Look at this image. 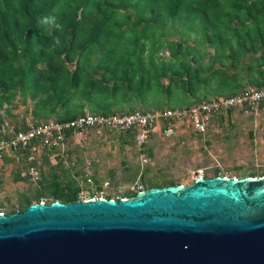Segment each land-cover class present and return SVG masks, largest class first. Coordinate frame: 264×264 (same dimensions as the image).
Here are the masks:
<instances>
[{
	"label": "trees",
	"instance_id": "trees-1",
	"mask_svg": "<svg viewBox=\"0 0 264 264\" xmlns=\"http://www.w3.org/2000/svg\"><path fill=\"white\" fill-rule=\"evenodd\" d=\"M263 85L264 0H0V124L21 104L32 121H67L87 113V105L100 114L175 109ZM237 109L215 115L198 134ZM116 133L122 143H135L134 129ZM73 134L66 132L67 145ZM72 149L42 148L34 161L36 185L22 173L31 163L29 150L21 151L15 179L30 184L4 212L44 197L47 203L83 200L78 176L85 171L66 163ZM141 150L152 154L146 144ZM219 174L216 168L213 175ZM164 175L137 167L133 181L139 177L145 188L180 184ZM94 182L101 188L97 176ZM94 196L92 189L86 198Z\"/></svg>",
	"mask_w": 264,
	"mask_h": 264
},
{
	"label": "water",
	"instance_id": "water-1",
	"mask_svg": "<svg viewBox=\"0 0 264 264\" xmlns=\"http://www.w3.org/2000/svg\"><path fill=\"white\" fill-rule=\"evenodd\" d=\"M0 264H264V174L0 212Z\"/></svg>",
	"mask_w": 264,
	"mask_h": 264
},
{
	"label": "rangeland",
	"instance_id": "rangeland-1",
	"mask_svg": "<svg viewBox=\"0 0 264 264\" xmlns=\"http://www.w3.org/2000/svg\"><path fill=\"white\" fill-rule=\"evenodd\" d=\"M172 38L177 39L179 35ZM173 104L177 106L180 101L175 100ZM85 109L90 112V105ZM14 113L16 115L8 118V122L33 120L31 109L26 111V105L21 104ZM65 148H74L70 153L71 161L66 160L67 165L77 164V168L85 171L78 176L84 199H88L92 189L96 196L109 193L117 196L128 191L132 183H141L139 177L133 181L137 167L140 171L149 167L152 175L162 171L165 178H176L184 185L192 183L199 175L213 176L216 168L231 177H240L252 170L260 174L264 173V106L254 113L237 109L229 119L215 122L204 135L183 125L173 135L166 136L158 127L146 143V149H152L151 155L146 154V160L141 154L143 150L135 143H122L116 132L111 135L107 131L102 135L88 132L79 136L77 142L71 139ZM53 160L55 162L54 156ZM18 165L14 161L7 163L0 176V203H3L0 212L16 207L20 192L27 189L30 182L38 183L39 179L16 180ZM25 170L22 168V173ZM75 171L72 168V173ZM94 176L100 179L101 188L96 187ZM47 200L44 197L41 201Z\"/></svg>",
	"mask_w": 264,
	"mask_h": 264
},
{
	"label": "built area",
	"instance_id": "built-area-1",
	"mask_svg": "<svg viewBox=\"0 0 264 264\" xmlns=\"http://www.w3.org/2000/svg\"><path fill=\"white\" fill-rule=\"evenodd\" d=\"M262 102H264V85L175 109L135 110L112 114L87 112L72 120L62 121L53 118L46 121H29L25 126L3 122L0 124V176L8 163L6 160L8 157H13V161L17 162L20 160V152L29 150L26 158L31 164L23 174L33 180L39 179L40 169L34 163L38 153L45 147L64 149L66 132L69 129L74 131L72 139L76 142L79 136L88 132L102 135L106 131L120 132L134 129L135 144L142 149L150 137L157 132L158 127L160 133L166 136L173 135L177 128L183 125L192 128L196 133H205L215 115L227 113L232 107L254 113L258 111ZM141 154L146 160V153ZM129 188L137 192L145 189L144 185L138 182L132 183ZM92 198H104V195H95Z\"/></svg>",
	"mask_w": 264,
	"mask_h": 264
},
{
	"label": "clouds",
	"instance_id": "clouds-1",
	"mask_svg": "<svg viewBox=\"0 0 264 264\" xmlns=\"http://www.w3.org/2000/svg\"><path fill=\"white\" fill-rule=\"evenodd\" d=\"M51 21L45 20L44 23H50ZM58 42V41H57Z\"/></svg>",
	"mask_w": 264,
	"mask_h": 264
},
{
	"label": "crops",
	"instance_id": "crops-1",
	"mask_svg": "<svg viewBox=\"0 0 264 264\" xmlns=\"http://www.w3.org/2000/svg\"><path fill=\"white\" fill-rule=\"evenodd\" d=\"M8 163H12V162H8Z\"/></svg>",
	"mask_w": 264,
	"mask_h": 264
}]
</instances>
